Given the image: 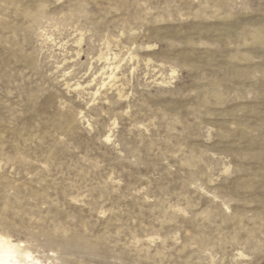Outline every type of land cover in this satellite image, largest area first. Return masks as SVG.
Segmentation results:
<instances>
[{
    "label": "rangeland",
    "instance_id": "374dc122",
    "mask_svg": "<svg viewBox=\"0 0 264 264\" xmlns=\"http://www.w3.org/2000/svg\"><path fill=\"white\" fill-rule=\"evenodd\" d=\"M0 233L264 264V0H0Z\"/></svg>",
    "mask_w": 264,
    "mask_h": 264
},
{
    "label": "bare ground",
    "instance_id": "6f19581e",
    "mask_svg": "<svg viewBox=\"0 0 264 264\" xmlns=\"http://www.w3.org/2000/svg\"><path fill=\"white\" fill-rule=\"evenodd\" d=\"M111 78L115 76H111L110 80ZM34 254L23 242H16L11 237L0 233V264H45L39 256Z\"/></svg>",
    "mask_w": 264,
    "mask_h": 264
}]
</instances>
